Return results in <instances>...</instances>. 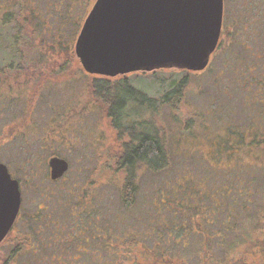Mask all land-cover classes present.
I'll return each instance as SVG.
<instances>
[{
    "label": "rangeland",
    "instance_id": "rangeland-1",
    "mask_svg": "<svg viewBox=\"0 0 264 264\" xmlns=\"http://www.w3.org/2000/svg\"><path fill=\"white\" fill-rule=\"evenodd\" d=\"M224 8L226 33L206 69L123 75L158 110L131 103L119 123L154 120L171 154L168 169L135 170L139 191L131 208L120 201L125 169L115 173L129 136H119L94 98L99 74L83 70L75 49L54 58L58 70L50 76L61 71L59 77L37 93L23 128L16 125L35 83L21 76V86L3 94L0 162L21 180L22 210L0 244V264H264V0H224ZM186 73L182 101L175 109L162 104ZM57 155L69 165L54 182L48 162ZM185 176L197 180L182 186ZM160 190L167 195L158 199ZM77 198L87 206L82 216L67 208ZM183 201L189 205L180 215ZM234 211L236 226L226 233L222 219ZM208 233L225 237L208 243Z\"/></svg>",
    "mask_w": 264,
    "mask_h": 264
},
{
    "label": "trees",
    "instance_id": "trees-1",
    "mask_svg": "<svg viewBox=\"0 0 264 264\" xmlns=\"http://www.w3.org/2000/svg\"><path fill=\"white\" fill-rule=\"evenodd\" d=\"M94 5V0H0V98H5L3 94L14 92L16 84L21 86L22 83L19 81L21 76L25 78V83L32 80L35 83L28 103V110L24 114L25 118L16 127L23 128L27 125L30 118L28 111L33 108L37 93L49 83L50 79H58L61 71H58L54 78L50 76L52 70H58L55 69L57 68L55 67L57 61L54 58H64V56L72 55L78 36L84 27V21ZM217 51L214 55L217 54ZM31 52H37L38 56L35 60L30 58L29 54ZM42 59L48 62H41ZM49 59L53 61L50 62ZM64 66L61 67V70ZM46 68L50 72L48 70L46 72ZM117 77L93 76L91 90L94 98L105 105L106 113H108L114 127L117 128L119 136H129L128 141L123 142V152L120 160L117 161L118 170H115V173L125 169L124 185L120 188V201L124 207L131 208L135 204V198L139 191L134 175L135 170L147 167L153 173H157L168 169L171 167V154L168 149L167 136L161 132L157 123H153L154 120L150 119L153 122L150 120L140 122L136 120L132 125L124 122V124L119 123L124 120L125 116H129L125 110L131 103L140 108H150L149 111L153 114L158 109L155 105L157 102L155 99H150L145 93L135 89L131 85V81L124 78L123 75H120V79ZM188 80L189 74L186 73L175 89L165 93L161 100L162 104L167 103L172 109H175L178 102L182 101V91ZM6 106L8 107V104ZM153 107L154 109H152ZM9 136L11 134L7 133L3 139L5 140ZM1 142L3 141L1 140ZM180 177H184V175ZM185 177L187 181L183 182L182 186L186 185L185 183L197 180V178L191 176ZM205 180L207 179L202 177V180H199L200 185ZM169 184L172 183L169 182ZM213 190L215 191V189ZM177 193H179L178 190ZM162 194L167 195L160 190L158 199L162 197ZM79 201L81 200L77 198L76 203L67 208L82 216L83 212H86L87 206H83ZM188 205L184 201L181 202V206L177 210L179 213L181 212L180 215L183 213L181 211L182 206L187 207ZM213 208L214 213L217 208L215 206ZM223 212H226V210ZM173 213L177 215L176 210ZM235 213L236 211L225 213L222 219L231 229L230 231L226 230V233L232 232L234 226H236L232 224ZM211 222L212 220L209 221V223ZM88 224H90L89 220ZM219 233L214 236L208 233V240L205 238L206 241L209 243L215 237L219 236V239L225 237L223 236L224 233L223 237ZM251 233L253 234L254 231ZM234 239L229 244L230 246L236 243ZM89 242L90 239H88Z\"/></svg>",
    "mask_w": 264,
    "mask_h": 264
},
{
    "label": "water",
    "instance_id": "water-1",
    "mask_svg": "<svg viewBox=\"0 0 264 264\" xmlns=\"http://www.w3.org/2000/svg\"><path fill=\"white\" fill-rule=\"evenodd\" d=\"M223 0H95L75 44L83 70L116 77L131 72L208 67L221 36ZM69 163L49 158L50 177ZM19 180L0 162V244L22 207Z\"/></svg>",
    "mask_w": 264,
    "mask_h": 264
},
{
    "label": "flooded vegetation",
    "instance_id": "flooded-vegetation-1",
    "mask_svg": "<svg viewBox=\"0 0 264 264\" xmlns=\"http://www.w3.org/2000/svg\"><path fill=\"white\" fill-rule=\"evenodd\" d=\"M223 8H224V0H223ZM224 14H225V8H224V12H223V17H222V20H223V23H222V27H221V36H220V39H219V44H218V47H217V49L214 51V54H215V52L220 48V46H221V43H222V37H223V35H224V33H225V28H224V26H225V19H224ZM213 54V55H214ZM213 55H212V57H213ZM212 57H211V59H212ZM211 59H210V61H211ZM210 63V62H209ZM111 77V76H110ZM117 77V76H116ZM48 165H49V162H48ZM51 169H50V166H49V171H50ZM50 174H51V171H50ZM62 178V177H61ZM52 181H54V182H56V181H58V180H52ZM19 183H20V189H22V183H21V181H19ZM231 187V186H230ZM231 189H233L232 187H231ZM22 192V191H21ZM21 210H22V207H21ZM21 210H20V212H19V215H18V218H17V220L21 217ZM71 213H74L75 214V212H72L71 211ZM52 215H49V216H47V218L49 219L50 217H51ZM41 217H42V215L41 214H39L38 213V219H39V223H40V219H41ZM17 220H16V222H17ZM41 224V223H40ZM16 225V223L14 224V226ZM13 226V227H14ZM73 235V233H71V236ZM76 236V235H75ZM73 237V236H72ZM75 258V257H74ZM76 259V258H75Z\"/></svg>",
    "mask_w": 264,
    "mask_h": 264
}]
</instances>
